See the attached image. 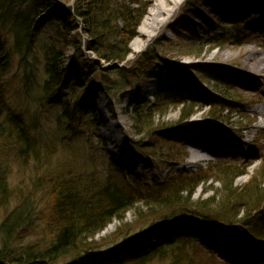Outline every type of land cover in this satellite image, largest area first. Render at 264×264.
<instances>
[{"label": "trees", "instance_id": "obj_1", "mask_svg": "<svg viewBox=\"0 0 264 264\" xmlns=\"http://www.w3.org/2000/svg\"><path fill=\"white\" fill-rule=\"evenodd\" d=\"M24 1L0 0V135L6 131L2 124L5 123L9 134L7 141L13 140L20 147L16 155L23 164L32 152L38 153L37 150L31 151L33 144L29 142V131L36 128L39 120L35 116L26 119L22 111V103L27 100L28 90L32 87L37 89L39 86L41 89L38 99L48 100L44 106L51 104L62 108L64 117L75 125L71 131H79L82 127L81 118L72 117V111H69L81 90L65 83L63 56L50 49L48 44L37 42L41 50L49 49L43 52L42 76L38 77L36 67L33 69L34 64L30 62L31 39L42 21L36 23L33 17L21 16L24 24L17 23L18 14L15 11ZM64 1L72 4L69 11L85 26L89 50L106 61L123 62L127 58L128 44L146 13L148 0ZM29 2L33 4V16L57 7L63 8L56 0ZM52 19L58 33L65 30L68 36L69 31L75 29L64 18ZM33 25L35 30H31ZM200 45L192 50L195 58H200L206 50ZM12 61H16L19 67L15 74L12 72ZM154 65H157L156 60L149 67L144 65L141 73L145 74ZM113 75L116 78L114 82H109L112 85L105 86L107 94L112 96V89L126 86L124 76L118 71ZM13 78H16L17 92L12 91ZM206 84L214 93L225 87L214 79ZM57 90L67 92L64 101H53L51 93ZM205 98L209 120L220 122L224 115H230L221 99L209 94ZM203 107L193 94L164 91L155 97L153 103L131 109L134 135L140 137L155 132L160 135V128H172V125H164L161 121L169 111H177L179 121H184ZM140 143L134 142L132 146L144 150L142 153H146L148 165L172 171L162 182L153 176L139 180L118 170L116 175L106 170L102 179H84L70 171L75 169L79 173L80 164L75 168L68 165L67 170H61L63 172L59 175L48 170L52 162L42 164L39 158L36 169L40 174L36 177L33 190L26 194V200L4 216L0 224L3 234L0 264H200V259L203 264L206 261V264H227L202 249V243L196 237V227L190 226L185 232L179 229L168 231L164 238L155 242L156 233L169 228L172 222L184 220L188 221V225L200 223L203 228H210L239 245L264 250V153L261 169L246 184L236 186V179L246 173V166L239 162H211L205 170L181 175L175 169L187 157L184 147L168 138L155 140L152 148ZM212 175L215 176L213 182H218L220 188L211 186L209 197L193 203L194 190L200 186L204 192L207 191L205 184ZM0 188L1 192L8 193L4 180L2 184L0 182ZM44 197V202H40L39 199ZM39 206H42L41 210L37 208ZM129 211L133 213V222L126 224L124 220ZM34 221L43 232L42 240L24 246H11L15 236L17 238L22 230H30ZM113 221L118 222L115 232L97 240ZM46 234L50 235L48 240Z\"/></svg>", "mask_w": 264, "mask_h": 264}, {"label": "rangeland", "instance_id": "obj_2", "mask_svg": "<svg viewBox=\"0 0 264 264\" xmlns=\"http://www.w3.org/2000/svg\"><path fill=\"white\" fill-rule=\"evenodd\" d=\"M29 1L25 0L15 11L18 14V24H24L21 16L29 19L33 17L36 23L42 21L38 32L33 34V38L31 36L32 57L28 60L34 64L33 69L36 67L39 77L42 76L43 52L50 48L63 56L62 72L65 83L81 90L69 111H72V117L81 118L82 127L80 133L77 130L71 131L75 125L64 117L62 108L51 104L44 106L48 100L38 99L41 92L39 86L37 89L32 87L28 90L27 100L22 103V111L26 119L35 116L39 120L36 128L29 131V142L33 144L31 151L37 150L38 153L32 152L23 164L16 155L20 147L13 140L7 141L8 128L2 123L6 131L0 135V182L2 184L4 180L8 193L1 192L0 188V224L4 216L21 201L26 200V194L33 190L36 177L40 174L36 169L39 158L42 164L52 162L54 167L50 164L48 170L54 174L58 172L59 175L63 172L61 170H67L68 165L75 168L80 164L79 173L75 169L70 171L77 176L80 174L84 179H102L106 170L112 175H116L118 170L139 180L153 176L162 182L172 171L168 168L159 170L148 165L146 153H142L144 150L134 149L132 143L141 141L140 145L152 148L155 140L157 142L158 139L168 138L184 147L187 153L185 161L176 171L181 175L205 170L209 162L235 161L246 166V173L235 182L236 186H242L261 169L264 116L256 112L259 107L255 102L264 97L261 83L264 72L254 65V61L257 62L264 56V33L256 32L264 19V9L256 7L262 0H179L176 5L169 4L168 0H148L146 13L128 44L129 54L123 62L106 61L89 50L86 28L69 11V2L56 0L64 4V8L57 7V10L52 9L50 13L33 16V4ZM211 2L214 3L213 7L209 5ZM249 3H252L251 7ZM154 4L163 6L171 13L169 16H159L163 22L161 27L156 26L153 32L145 28L146 33L143 34L142 21ZM52 18H64L75 29L69 31V37L68 31L58 33ZM31 30H35V25ZM5 34L10 36L8 32ZM37 42L51 47L41 50ZM198 44L203 45L206 50L200 58H195L192 50ZM155 60L157 65L153 69L147 70L145 74L141 73L144 65L149 67ZM12 62V72L15 74L19 67L16 61ZM117 71L124 76L126 86L112 89V96L107 94L105 86L112 85L109 82L116 78L113 74ZM241 73L243 76L240 77ZM249 77L253 79L255 86L246 84ZM213 79L225 84V87L220 86L224 88V93L217 92L216 97L223 101L228 96L234 98L232 106H226L229 116L224 115L220 122H211L207 119L208 107H205L194 113L184 126H178V112L171 110L161 121L164 125H173L172 129L168 131L160 128V135L155 134L158 132L140 137L134 135L132 108L148 102L153 103L155 97L164 91L182 92L179 94L191 92L203 99L201 91L212 93L206 82ZM12 82V91L17 92L16 78ZM51 96L53 101H64L67 92L57 90ZM200 102L203 105L207 103L205 100ZM93 104H101L100 109L92 108ZM111 125H116L114 130L121 142V147L116 148L115 153H110L109 149L116 143L109 144L108 139L102 136ZM121 159L124 163L120 162ZM146 167H150L149 170ZM214 177L212 175L205 184L206 193L200 186L194 190L193 203L209 197L212 193L211 186L214 189L220 188L218 182H213ZM39 193L40 191L37 192ZM44 199L45 197L39 200L44 202ZM37 208L41 210L42 206ZM131 214L132 211L126 214L124 223L133 222ZM37 224L34 221L30 230L20 231L10 245L24 246L40 242L43 232L37 228ZM117 225L118 222L113 221L97 240L110 236ZM190 226L196 227V237L201 241L202 249L214 254L219 260L227 264H264L263 250L258 251L234 243L232 239H227L218 232L214 233L210 228H203L200 223L182 226L181 231L185 232ZM2 235L0 232V243ZM46 238L48 240L50 235L46 234ZM206 263L207 261L204 264ZM200 264H203L201 259Z\"/></svg>", "mask_w": 264, "mask_h": 264}, {"label": "bare ground", "instance_id": "obj_3", "mask_svg": "<svg viewBox=\"0 0 264 264\" xmlns=\"http://www.w3.org/2000/svg\"><path fill=\"white\" fill-rule=\"evenodd\" d=\"M178 1L179 0H168V2H169V4H171V5H176L177 3H178ZM213 2H211V3H209V5L210 6H212L213 7ZM249 5H250V7H251V5H252V3H249ZM256 7H259L260 9H264V0H262L261 2H259L258 4H256ZM170 10H167V9H165V8H163V6H161V5H156V4H154L153 5V7L149 10V12L146 14V16H145V18H144V20L142 21L144 24H143V26H142V29H144V33L143 34H145L146 32H145V28H147V30L150 32V31H154L155 30V28H156V26H162L163 25V22L159 19V16H161L162 14H166L167 16H169L170 15ZM239 16H241V14H238ZM190 20V19H189ZM147 31V32H148ZM258 31H261V33H264V19L262 20V25L260 26V28H257V31L256 32H258ZM134 47V45L132 46V48ZM137 50V49H136ZM248 61V60H247ZM254 65L255 66H257V68L258 69H260V71L261 72H264V56L262 57V58H260L259 59V61H254ZM244 75H245V72H244ZM241 76H243V73H241L240 74V77ZM262 78H263V80H262V85H263V87H264V75L263 76H261ZM254 81H253V79L252 78H248V79H246V84L247 85H251V86H255V83H253ZM171 93H175V92H171ZM262 94H264V88H263V90H262ZM227 96V95H226ZM226 98V97H225ZM264 97H262V98H259L258 100H257V102H255V105H257L258 107V109L256 110V112L257 113H259V114H261L262 116H264V99H263ZM234 98L233 97H231V96H228L227 98H226V100H227V105L228 106H232V104L234 103V100H233ZM237 103H239V102H237ZM226 104H225V108H226V106H227ZM100 107H101V104H93L92 105V108H94L95 110H97V109H100ZM190 119V118H189ZM189 119H187V120H184V121H179L178 122V126H184L186 123H187V121L189 120ZM207 119H209V117H207ZM175 125V124H174ZM115 126L116 125H111L110 127H108L103 133H102V136L104 137V138H106V139H108V141H109V144H112V142H113V147H112V149L110 148L109 149V151H110V153H115V152H117V150H116V148H120L121 147V142H120V140L118 139V136L116 135V132H115V130H114V128H115ZM172 128H173V125H172ZM172 128H170V129H172ZM168 137V136H167ZM171 142L172 141H174V140H170ZM184 146V145H183ZM231 149H233V150H235V148L234 147H230ZM124 160L123 159H121V163H124L123 162ZM180 166V165H179ZM179 166H177V168L175 169L176 171H177V169H178V167ZM140 168V167H139ZM146 170H149L148 169V167H146L145 168ZM176 224H170V226L169 227H171V228H176V229H178V228H181L182 226H186L187 224H188V221H186V220H184V221H180V222H175ZM175 226H177V227H175Z\"/></svg>", "mask_w": 264, "mask_h": 264}]
</instances>
